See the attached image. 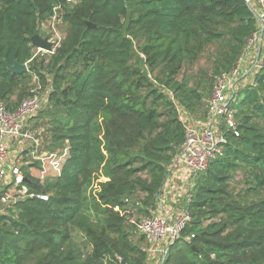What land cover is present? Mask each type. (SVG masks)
Listing matches in <instances>:
<instances>
[{"label":"trees","instance_id":"trees-1","mask_svg":"<svg viewBox=\"0 0 264 264\" xmlns=\"http://www.w3.org/2000/svg\"><path fill=\"white\" fill-rule=\"evenodd\" d=\"M71 1L0 0V104L14 112L40 93L30 130L67 151L61 176L24 166L27 197L0 209V264H149L139 226L185 142L180 111L206 118L257 21L243 0ZM54 23L61 42L37 54L32 37ZM239 95V135L196 179L191 222L159 264H264V70Z\"/></svg>","mask_w":264,"mask_h":264},{"label":"built area","instance_id":"built-area-1","mask_svg":"<svg viewBox=\"0 0 264 264\" xmlns=\"http://www.w3.org/2000/svg\"><path fill=\"white\" fill-rule=\"evenodd\" d=\"M243 1L255 16L257 29L250 37L242 57L235 68L222 73L216 79L205 119L193 122L184 109L180 111V121L185 125L186 131L185 142L175 159L171 174L179 168L186 170L188 176L184 192L186 203L191 201L198 176L208 170L212 161L224 156L226 134L231 132L239 135L235 102L241 98L239 92L248 86H254L256 75L264 70V0ZM71 2L69 0V3ZM61 40L62 37L53 43L54 50ZM42 105L43 101L37 93L23 100L14 112L7 110L3 103L0 104V209L2 205H10L27 197V189L20 188L25 181L23 168L27 163L16 159L10 168L6 166L8 152L13 144H28L31 147V154L36 160L39 173L36 177L41 181L61 176L63 173L64 156L67 151L62 153L41 151L40 143L30 130V120L38 115ZM5 186H8L6 190ZM39 198L48 200V196L45 195ZM159 203L161 204V200ZM172 214L163 213L141 221L139 231L150 242V253L165 256L168 248L179 239L187 224L191 222L186 207L178 217L175 218Z\"/></svg>","mask_w":264,"mask_h":264},{"label":"rangeland","instance_id":"rangeland-1","mask_svg":"<svg viewBox=\"0 0 264 264\" xmlns=\"http://www.w3.org/2000/svg\"><path fill=\"white\" fill-rule=\"evenodd\" d=\"M44 33H46V35H48L49 37L47 38V39H49L50 40V42H52V43H56L57 41H59L60 40V38H61V36H62V34L64 33V26L63 25H58V24H46V25H44L43 26V30H42ZM44 38V37H43ZM37 54H46L45 52H42V51H37ZM213 89V88H212ZM32 92L34 93V92H39V89L37 88H35L34 90H32ZM212 94V93H211ZM39 95H40V93H39ZM40 97H41V99H42V101H43V103H44V97L43 96H41L40 95ZM209 100H211V98L209 99ZM208 100V102H207V108H206V112L208 113V106H209V101ZM188 114V113H187ZM189 116H190V118H191V120L193 121V122H198V121H200V120H203V119H200V118H198V116H195V115H190V114H188ZM258 122H256V123H258L260 126H263L264 125V122H262V121H259V120H257ZM31 125V124H30ZM32 126V125H31ZM34 135H35V133H33ZM35 137V136H34ZM36 138V137H35ZM37 139V138H36ZM38 141V140H37ZM30 146L28 145V144H15L13 147H12V149L10 150V152L11 153H13V152H15L16 154H17V156H16V158L21 162H23V163H34V164H37L36 163V160L33 158V156H32V152H31V147L29 148ZM41 151H46L45 149H41ZM62 152V151H61ZM33 169V170H32ZM31 173H33L35 176H37L39 173H38V169L37 168H31L30 170H29ZM172 187V184L169 186V188H171ZM6 188H8V186H5V190H6ZM10 188H11V186H10ZM169 188H167L166 189V191H165V194H167V195H164V197H167L166 198V200H167V202H165V206H170V207H172V209H173V217H178V214L186 207V202H185V200L183 199V203H181L182 201V199H181V197L182 196H176V198L173 196V194L175 195L176 193L174 192L173 194H171L172 192H169L168 193V190H169ZM180 191H181V189H179ZM8 191V190H7ZM162 200H163V198H161ZM159 208H160V205H159ZM159 208H158V210H159ZM158 212V211H157ZM157 212L155 213V214H153V216H159V214H157ZM152 216V217H153ZM143 219H145V218H143ZM142 219V220H143Z\"/></svg>","mask_w":264,"mask_h":264},{"label":"crops","instance_id":"crops-1","mask_svg":"<svg viewBox=\"0 0 264 264\" xmlns=\"http://www.w3.org/2000/svg\"><path fill=\"white\" fill-rule=\"evenodd\" d=\"M14 145L15 144H13L10 147L9 152H8V156H7V160H6L7 168H10V166H12L14 164L15 160L17 159L16 158L17 154L15 152H13V153L10 152V150L12 149V147ZM170 176L171 177L169 179L168 184L166 185L165 191L172 184V187L169 188L168 193L172 192L171 194H173L175 192L176 194L175 195L173 194V196L175 198H176V196H179V197L182 196L181 197V199H182L181 203H183L184 202L183 201L184 192H186L187 179H188L186 170L184 168H179L174 173H172ZM179 189H181V191ZM165 191H164V194L162 195L163 200L161 199L160 208H159V210L157 212V214H159V215L163 214V213L172 214L174 212L172 207H170V206L167 207V206L164 205L165 202H167V200H166L167 197H164V195H167V194H165ZM160 256L161 255H159L158 253H151V259H150L151 261H150L149 264H159L158 263V259H160Z\"/></svg>","mask_w":264,"mask_h":264},{"label":"water","instance_id":"water-1","mask_svg":"<svg viewBox=\"0 0 264 264\" xmlns=\"http://www.w3.org/2000/svg\"><path fill=\"white\" fill-rule=\"evenodd\" d=\"M89 29H95L96 27L92 25L91 23H88ZM32 45L36 47L39 51L45 52L47 54L54 53V44L49 41L47 38L41 37V35L37 34L31 39ZM8 70L12 74H24L29 71L28 66L25 65H20L18 63H15L14 65H10L6 63ZM195 251L196 248L193 247Z\"/></svg>","mask_w":264,"mask_h":264}]
</instances>
